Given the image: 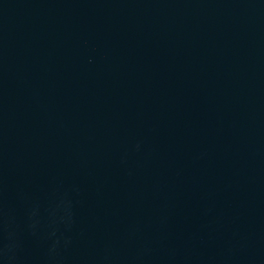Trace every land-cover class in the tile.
Segmentation results:
<instances>
[{
	"label": "water",
	"instance_id": "95a60500",
	"mask_svg": "<svg viewBox=\"0 0 264 264\" xmlns=\"http://www.w3.org/2000/svg\"><path fill=\"white\" fill-rule=\"evenodd\" d=\"M0 264H264V0H0Z\"/></svg>",
	"mask_w": 264,
	"mask_h": 264
}]
</instances>
